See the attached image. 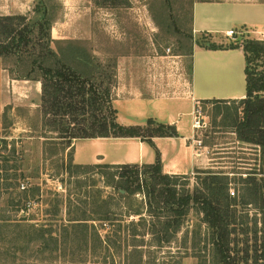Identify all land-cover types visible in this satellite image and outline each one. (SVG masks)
<instances>
[{"label": "trees", "instance_id": "trees-1", "mask_svg": "<svg viewBox=\"0 0 264 264\" xmlns=\"http://www.w3.org/2000/svg\"><path fill=\"white\" fill-rule=\"evenodd\" d=\"M56 1L36 0L32 17L0 16V57L13 65L11 77L42 83L37 112L44 121L39 133L44 137L45 160L59 155L60 150L73 149L76 139L135 137L155 147L154 137L180 136L175 125L154 118L146 126H125L118 121L114 105L117 61L100 59L96 49L77 39L54 38L52 28L61 17L56 10L62 7ZM247 29L239 32L244 35L250 31ZM213 37L205 32L196 44L211 50L241 48L245 53L246 97L240 99L244 107L236 133L239 141L260 149L255 170L241 181L242 203L253 204L261 215L253 220V239L248 228L239 227L244 223L238 222V202L229 194L231 180L226 172L197 169L206 176H199L201 186L191 191L190 176L164 172L159 152L155 163L142 165L78 164L68 153L62 167L67 175L82 179L91 171L101 173L115 193L103 196L99 192L78 204L67 194L65 217H61L58 204L53 213L46 210L53 215L46 222H28L29 218L19 213L27 212L31 198L40 196L41 188L31 182L25 184L34 175L23 170L21 155H13L17 152L14 147L10 154L13 159L0 152V228L5 229L1 253L12 249L6 245L13 226L15 231L19 228L15 235L17 248L33 261L65 259L68 264H89L90 256L99 250L111 251L120 242L128 257H136L143 264L146 238L158 247L171 244L196 207L210 230L211 264H264V40L242 36L219 43ZM209 101L229 100L203 102ZM3 142L7 146V141ZM54 195L61 202L60 195ZM4 197L7 203L2 204ZM134 202H140L139 206ZM115 205L124 206L128 215L138 216V220L124 226L115 224ZM129 237L131 243H126Z\"/></svg>", "mask_w": 264, "mask_h": 264}, {"label": "rangeland", "instance_id": "rangeland-1", "mask_svg": "<svg viewBox=\"0 0 264 264\" xmlns=\"http://www.w3.org/2000/svg\"><path fill=\"white\" fill-rule=\"evenodd\" d=\"M196 1L79 0L76 14L81 15L69 17L66 25V28H71L79 21L81 26L77 27L78 31L63 34L66 35L64 38H58V34L52 31V36L56 39H77L80 44L96 49L97 56L103 60L117 61L123 56L150 59L151 61L147 62L151 63L134 65L135 76H130L128 79L136 80L138 84L155 86L159 82L178 81L181 75L190 79L191 48L204 34L194 33L192 28V8ZM253 1L264 3V0ZM59 2L61 3L57 0L56 4ZM198 6L201 10L200 14H215L222 23L233 21L230 26L236 30L235 34L216 36L213 37L214 41L229 42L242 36L264 40V5L256 7L253 3L242 1L217 5L200 3ZM62 11L63 4L56 10V15L59 16ZM214 11L217 13H213ZM96 12H99L98 15ZM253 23L256 26H252ZM69 24L72 26L70 27ZM244 27L250 31L241 35L239 31ZM11 68L13 65L0 57V152L11 156L13 148L16 147V154H12L21 155L19 163L23 164V170L34 175L27 179L25 184L31 182L41 188L40 196L31 198L27 212H20L19 216L26 215L29 218L28 222L42 224L53 216L46 213V210L49 209L53 213L58 204L62 208L61 217L66 216L67 194L72 195L75 204H78L85 201L86 197H93L99 192L103 196L115 193L112 187L106 185L101 173L91 171L83 175L82 179L65 173L62 168L63 162L67 160L68 153H74V148L67 149L66 152L60 150L59 155L45 160L44 137L40 136L44 121L37 112L39 109L37 103H40V100L35 95L34 88H19L16 93L8 91L4 76L6 73H11ZM5 70L7 72L3 76ZM35 104L38 107H35ZM198 107L201 120L206 125L195 130V137L206 146L204 149L211 159L210 164L202 169L226 172L229 175L230 189L235 191V195H231V190L229 194L238 202L236 206L238 222L244 223L243 226L239 223V227L248 228L252 240L253 220L261 215L257 213L258 210L253 204L242 203L244 185L241 181L249 178L248 174L255 170L260 149L253 144L238 140L236 124L238 117L243 113L244 104L240 100L209 101L200 102ZM184 119L190 121L193 117L185 116ZM35 128H38V131H35ZM4 140L7 141V146ZM197 171L190 177L191 191L201 186V179L198 177L206 176L205 173ZM55 192L60 195L61 202H58ZM1 202L7 203V198H2ZM140 202H134L135 206H139L137 204ZM114 210L118 219L113 221L115 224L123 225L139 218L129 216L128 209L124 206L115 205ZM10 229L14 231L8 236L6 246L12 249L0 252V264H68L65 259L52 263L29 259L15 243V235L19 228L15 231L16 228L12 226ZM209 233L203 214L194 207L186 217L182 231L171 244L158 247L152 243L151 238H146L143 264H206V262L211 264ZM3 236L5 237V229L0 228V244L5 243ZM239 237L244 238L246 235L239 234ZM119 243L111 251L99 250L98 254L90 256L89 264H139L136 257L127 256L125 245L121 248ZM126 243H131L130 237Z\"/></svg>", "mask_w": 264, "mask_h": 264}, {"label": "crops", "instance_id": "crops-1", "mask_svg": "<svg viewBox=\"0 0 264 264\" xmlns=\"http://www.w3.org/2000/svg\"><path fill=\"white\" fill-rule=\"evenodd\" d=\"M60 1L63 4V11L59 15L61 18L53 25L52 31L58 34V38H64L66 35L63 34L78 31L77 27L81 26L78 21L75 26L69 24L72 27L66 28L69 17L81 14H76L79 0ZM242 1L253 3L256 7L264 5L263 2L253 0H197L192 8L194 33L207 32L216 37L235 30L230 26L233 21L222 23L215 14H200L201 10L198 6L200 3L217 5ZM35 2L36 0H0V16L22 14L32 17L35 15ZM98 13L96 12V15ZM254 25L255 23L252 26ZM147 61L151 60L127 56L117 60L118 82L115 88L114 105H118L116 107L118 121L125 126H146L148 120L154 118L161 123L175 125L180 136L154 137L155 147L135 137L76 139L72 143L75 163L153 164L159 152L165 173L190 177L197 169L206 168L210 164L211 159L204 149L206 146L199 145L197 142L199 139L195 137L193 119L189 121L184 118L185 116L193 117L195 109L205 100H240L246 97L244 51L241 48L211 50L195 44L191 53L190 79L181 75L178 81L159 82L155 86L154 84H148V86L138 84L136 80L128 79L130 76H135L134 65L151 63ZM6 72V70L3 72V76ZM4 82L8 85V91L13 93L18 92L19 88H34V93L40 100L42 93L40 81L15 79L6 73ZM37 104L35 107H38Z\"/></svg>", "mask_w": 264, "mask_h": 264}, {"label": "built area", "instance_id": "built-area-1", "mask_svg": "<svg viewBox=\"0 0 264 264\" xmlns=\"http://www.w3.org/2000/svg\"><path fill=\"white\" fill-rule=\"evenodd\" d=\"M236 31L234 30H231L229 32H227L228 35H233L235 34ZM205 123L201 120V112L199 110V107H197L194 111V114H193V128L196 130V129H199V128H202V127H205ZM199 145H202V141L201 140H198L197 141ZM231 195H235V191L231 188Z\"/></svg>", "mask_w": 264, "mask_h": 264}]
</instances>
